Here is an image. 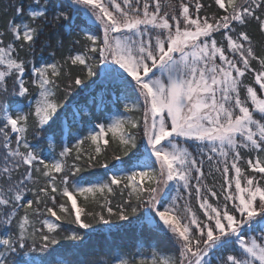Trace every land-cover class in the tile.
<instances>
[{"label":"snow or ice","instance_id":"snow-or-ice-1","mask_svg":"<svg viewBox=\"0 0 264 264\" xmlns=\"http://www.w3.org/2000/svg\"><path fill=\"white\" fill-rule=\"evenodd\" d=\"M213 4H10L0 27V264H92L79 258L90 236L79 230L111 231L121 227L113 218L131 223L141 208L140 227L172 247L131 264H264V46L248 31L264 36V0ZM37 45L52 59L37 62ZM97 69L113 103L139 116L72 134L63 101ZM66 136L75 143L56 154L52 141ZM216 173L219 189L207 182ZM117 193L127 198L114 208Z\"/></svg>","mask_w":264,"mask_h":264},{"label":"trees","instance_id":"trees-1","mask_svg":"<svg viewBox=\"0 0 264 264\" xmlns=\"http://www.w3.org/2000/svg\"><path fill=\"white\" fill-rule=\"evenodd\" d=\"M17 0H0V27H3L9 19L14 15V8L10 7V4L16 3ZM25 4L29 3L30 0H23ZM205 4H213V0H202ZM7 10V11H5ZM215 10V6L206 11L211 14ZM248 31L252 35L254 46H256L257 51H260L261 46H264V36H262L256 29L255 24L249 26ZM54 41L55 37L52 36ZM68 39H71L70 37ZM67 47V46H66ZM51 49L46 48L43 52L40 50L39 45H37L36 51L34 53L35 60L39 63H42L46 60H51L50 56ZM64 53H57L56 59H59ZM102 67V65L100 66ZM98 76L92 77L90 80H85L84 85L76 86L71 89L65 100V108L61 113L62 117H66L67 126L72 134L83 136L87 132L94 128L96 123H108L112 119L126 117L130 115L139 116V113H127L124 111L121 103H113L114 96H112L110 91H105L108 87L107 83H101V78ZM92 81H95L93 83ZM87 85V87H85ZM103 95V103H100V98ZM99 105V106H98ZM30 143L36 144L38 141L40 147L43 150L44 154L53 151L47 147V142L40 140L39 137L33 139L31 135L28 137ZM52 143L55 145L54 152L58 154L61 150L62 144H71L75 143L74 139H71L69 136H66L63 141L53 140ZM90 145L85 143L83 148L85 151L90 150ZM117 149V145L113 144L107 152L109 161L111 162V156L114 150ZM69 159V163H71ZM206 171H207V161H205ZM94 171L103 172V169H97ZM208 184L211 186L216 185V188L219 189L220 176L216 173L214 176H209L207 179ZM126 195L122 198L119 193L112 198L113 207L117 203L121 202L122 199H126ZM78 204L83 206L82 198H78ZM96 211H100L99 207H95ZM144 212L143 208L140 209V212L136 216L130 217V221H116L114 219L115 225H121V227L113 226L111 231H108L109 226L94 224V229L88 230H79L81 235L85 231L90 233V236L84 240V245L79 253V258L85 261H91L92 264H114L112 261L113 257H121L130 261L138 260L139 257L136 255L138 252L146 257H150V254L153 249H159L164 254H170L168 250L172 247L170 245L163 233L150 232L147 230L146 226L144 228L140 227L141 214ZM106 215V213H105ZM75 225L63 224L62 228L71 230L76 228ZM67 232H61V237L66 236ZM62 244L69 243H79L71 242L68 240L61 239ZM66 259L71 260V256H67Z\"/></svg>","mask_w":264,"mask_h":264},{"label":"rangeland","instance_id":"rangeland-1","mask_svg":"<svg viewBox=\"0 0 264 264\" xmlns=\"http://www.w3.org/2000/svg\"><path fill=\"white\" fill-rule=\"evenodd\" d=\"M102 67H103V65H102ZM105 84H106V82H105ZM144 210V209H143Z\"/></svg>","mask_w":264,"mask_h":264}]
</instances>
